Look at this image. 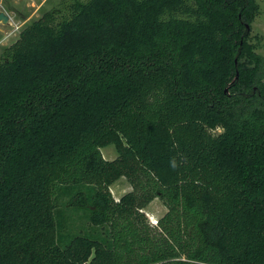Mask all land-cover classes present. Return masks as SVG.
<instances>
[{
  "label": "trees",
  "instance_id": "obj_1",
  "mask_svg": "<svg viewBox=\"0 0 264 264\" xmlns=\"http://www.w3.org/2000/svg\"><path fill=\"white\" fill-rule=\"evenodd\" d=\"M259 13L60 0L29 22L0 54V264H264Z\"/></svg>",
  "mask_w": 264,
  "mask_h": 264
},
{
  "label": "rangeland",
  "instance_id": "obj_2",
  "mask_svg": "<svg viewBox=\"0 0 264 264\" xmlns=\"http://www.w3.org/2000/svg\"><path fill=\"white\" fill-rule=\"evenodd\" d=\"M60 0H4L0 5V12L3 11L9 16L8 23L0 20V54L13 45L20 37L22 29L32 20L39 18L42 12ZM260 13L254 18L249 43L253 50L264 58V0H259ZM220 131V130H219ZM104 158L112 160L117 157L115 145L110 144L102 148ZM110 193L115 200L132 190L127 178L119 179L110 187ZM144 214L152 225H157L158 220L165 215L167 207L159 199L155 198L145 209Z\"/></svg>",
  "mask_w": 264,
  "mask_h": 264
},
{
  "label": "water",
  "instance_id": "obj_3",
  "mask_svg": "<svg viewBox=\"0 0 264 264\" xmlns=\"http://www.w3.org/2000/svg\"><path fill=\"white\" fill-rule=\"evenodd\" d=\"M0 20H2L4 23H8L9 16L5 12L1 11L0 12Z\"/></svg>",
  "mask_w": 264,
  "mask_h": 264
},
{
  "label": "crops",
  "instance_id": "obj_4",
  "mask_svg": "<svg viewBox=\"0 0 264 264\" xmlns=\"http://www.w3.org/2000/svg\"><path fill=\"white\" fill-rule=\"evenodd\" d=\"M4 0H0V2L2 3Z\"/></svg>",
  "mask_w": 264,
  "mask_h": 264
},
{
  "label": "built area",
  "instance_id": "obj_5",
  "mask_svg": "<svg viewBox=\"0 0 264 264\" xmlns=\"http://www.w3.org/2000/svg\"><path fill=\"white\" fill-rule=\"evenodd\" d=\"M0 5L2 6V3L0 2Z\"/></svg>",
  "mask_w": 264,
  "mask_h": 264
}]
</instances>
